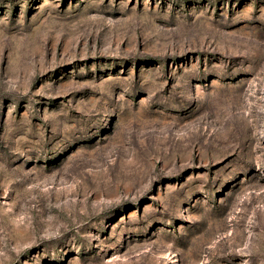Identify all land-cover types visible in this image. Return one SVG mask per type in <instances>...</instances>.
I'll list each match as a JSON object with an SVG mask.
<instances>
[{"label":"rangeland","instance_id":"rangeland-1","mask_svg":"<svg viewBox=\"0 0 264 264\" xmlns=\"http://www.w3.org/2000/svg\"><path fill=\"white\" fill-rule=\"evenodd\" d=\"M0 264H264V0H0Z\"/></svg>","mask_w":264,"mask_h":264}]
</instances>
